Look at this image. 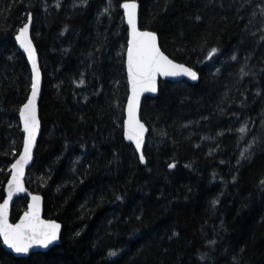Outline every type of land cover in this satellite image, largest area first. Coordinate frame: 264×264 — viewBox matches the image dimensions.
Returning a JSON list of instances; mask_svg holds the SVG:
<instances>
[{
    "label": "trees",
    "instance_id": "obj_1",
    "mask_svg": "<svg viewBox=\"0 0 264 264\" xmlns=\"http://www.w3.org/2000/svg\"><path fill=\"white\" fill-rule=\"evenodd\" d=\"M137 1L139 27L155 31L161 49L200 77L160 81L157 95L143 99L145 164L123 137L121 9L109 20L98 18L106 0H0V202L22 145L18 109L30 90L14 36L31 13L43 78L41 133L24 177L27 192L15 199L10 219L26 210L29 193H39L43 216L62 226L57 245L25 257L0 242V264H211L198 259L205 252L214 264H234L233 255L240 264H264V42L257 45L255 29L244 31L247 20L238 18L251 9L237 13L231 0ZM205 36V50L192 52ZM213 46L222 55L197 63ZM233 52L238 60L214 81L209 73ZM247 55L257 75L240 80ZM245 121L242 135L236 130ZM253 137L251 157L237 165Z\"/></svg>",
    "mask_w": 264,
    "mask_h": 264
},
{
    "label": "snow or ice",
    "instance_id": "obj_2",
    "mask_svg": "<svg viewBox=\"0 0 264 264\" xmlns=\"http://www.w3.org/2000/svg\"><path fill=\"white\" fill-rule=\"evenodd\" d=\"M83 2V0H82ZM213 0H208V3H212ZM58 6V5H57ZM85 6L86 2H85ZM222 8L224 5L221 3ZM237 6V13L242 9L250 8L251 11L246 16H239L241 20L246 19L244 31H248L250 28L255 29L250 35L253 37L259 36V40L256 41L257 45L264 42V0H231L229 7ZM73 7H76L73 4ZM117 8L123 10V18L126 20V25L130 30V38L126 44V65H127V78L131 85V95L127 97V118L123 121V134L128 141L135 142V148L141 150L145 144V134L149 131V127L142 122L140 118V98L146 92L156 93L158 91L157 78L159 76L164 77H188L192 81H197L200 77L193 67L187 66L185 63H178L174 59L169 58L164 51L161 50V46L158 43V35L155 31L140 30L138 27V4L136 0H123L122 3L119 0H106V6L99 13V17L107 16L109 20L112 19V13ZM27 23H25L20 29L19 34L16 35L15 40L19 42L21 48L27 53L28 60L31 61V77H30V96L26 97V102L23 103L18 109L19 119L23 124V132L25 133L23 138V149L19 153V158L11 165L13 174L8 182L7 199H4L3 203H0V237H2L3 245H6L15 254H28L30 249L36 246L42 248H48L54 241L59 238V232L61 225L53 220H44L40 216V204L41 197L39 195H33L31 197V203L28 205L29 211L25 212L18 223H9V203L13 198V191L24 192L25 189L22 184V177L24 175V169L26 165L33 159V148L36 144V136L39 130V121L37 119V106L36 101L40 93L41 88V72L38 67L36 51L33 46L32 40L29 37V26L32 24V15L28 13L26 16ZM196 20H201V17L197 15ZM207 47V37L200 42V44L191 49L192 52L198 50L202 53ZM97 51H100L98 48ZM222 55L221 50L218 47H211L207 53L205 61H197V63H208L214 58ZM90 59L95 62L93 54H89ZM251 55H247L244 58V63L239 68V78L243 80L244 77L251 76L256 78L257 73L253 70L254 66L249 64ZM237 55L233 52L227 60L220 62V66L215 68L214 72H210L209 75L215 81L222 74L224 66L229 61H237ZM264 72V69H261ZM231 75V73H230ZM84 84V80L79 82ZM259 95V92H257ZM227 98V93H225ZM246 100V97H245ZM223 101H221V104ZM241 107H244V102L241 101ZM218 111L224 114V108L219 104L217 105ZM233 115H236L235 113ZM238 118V117H237ZM207 119V118H205ZM247 121L239 127L238 131L242 135H247L249 129L247 127ZM228 131H232L231 128ZM166 135V134H165ZM223 135V132L218 133ZM203 140L213 139L212 137H202ZM257 137L248 143L246 156L245 151L240 152V156L237 159V165L241 163V160L251 157V150L257 144ZM139 160L145 161V155L143 151H140ZM80 157L74 161L79 164ZM224 163V161H221ZM175 164H169V168H174ZM235 182V178L233 180ZM213 205L218 203L214 200ZM79 235V233H77ZM176 235V233H174ZM209 245H215L216 241H208ZM228 249H225L227 253ZM243 253L244 249L239 250ZM109 256L117 255L116 252H109ZM200 261H208L214 264V259L210 253H201L198 257ZM234 264H240V260L236 255L232 256Z\"/></svg>",
    "mask_w": 264,
    "mask_h": 264
},
{
    "label": "water",
    "instance_id": "obj_3",
    "mask_svg": "<svg viewBox=\"0 0 264 264\" xmlns=\"http://www.w3.org/2000/svg\"><path fill=\"white\" fill-rule=\"evenodd\" d=\"M123 2V1H122ZM121 2V3H122ZM136 2H137V4H138V12H139V2L136 0ZM121 11H122V15H123V10L121 9ZM124 19V18H123ZM25 23H27V20H26V22ZM24 23V24H25ZM124 23H125V25H126V20L124 19ZM23 24V25H24ZM22 25V26H23ZM21 26V27H22ZM20 27V28H21ZM31 27H32V24L29 26V37H30V39L32 40V43H33V46H34V48H35V51H36V58H37V63H38V67H39V70H40V72H41V88H40V93H39V95H38V97H37V101H36V106H37V119H38V121H39V130H38V132H37V136H36V144H35V147L33 148V155H34V152H35V149H36V145H37V141H38V138H39V136H40V133H41V120H40V117H39V101H40V97H41V93H42V85H43V78H42V70H41V67H40V61H39V57H38V53H37V49H36V46H35V43H34V41H33V39H32V36H31ZM126 27H127V25H126ZM138 27H139V22H138ZM19 28V29H20ZM140 28V27H139ZM19 29L17 30V32H16V34H15V36H14V40H15V37H16V35H18L19 34ZM140 30H148V31H152V30H149V29H142V28H140ZM130 38V30L128 29V27H127V40ZM15 43H16V46H17V48L20 50V52H22V54L25 56V59H26V62H27V64H28V67H29V70H30V77H31V69H32V65H31V61H29L28 60V57H27V53H25L24 52V50H23V48H21V46H20V44H19V42L18 41H16L15 40ZM158 43H159V39H158ZM162 50V49H161ZM163 51V50H162ZM166 54V53H165ZM167 55V54H166ZM169 58H171V57H169ZM172 59V58H171ZM176 61V60H175ZM176 62H178V61H176ZM178 63H182V62H178ZM187 65V64H186ZM188 66V65H187ZM190 67V66H189ZM195 70V69H194ZM125 71H126V76H127V65H126V52H125ZM188 81V82H191V83H196L197 81H192L190 78H188V77H164V76H159L158 78H157V86L159 87V82L160 81H169V82H178V81ZM127 83H128V96H130L131 95V85H130V82L128 81V78H127ZM30 91H31V89L29 90V94H28V96H30ZM157 93H158V91L156 92V93H151V92H146V93H144L142 96H141V98H140V109H141V105H142V102H143V99L145 98V97H147V96H150V97H154V96H156L157 95ZM27 96V97H28ZM127 96V97H128ZM26 102V101H25ZM24 102V103H25ZM23 105V104H22ZM21 105V106H22ZM126 107H127V100H126V103H125V108H124V120H126V118H127V112H126ZM139 115H140V113H139ZM18 118H19V113H18ZM141 118V117H140ZM123 120V121H124ZM142 120V119H141ZM142 122H144L143 120H142ZM145 123V122H144ZM19 124H20V128H21V131H22V134H23V137H22V145H21V149H20V151H19V153H21L22 152V149H23V138H24V135H25V133L23 132V124H22V121L19 119ZM146 124V123H145ZM147 126V125H146ZM148 127V126H147ZM147 135H148V132L145 134V143H146V137H147ZM123 137H124V140L127 142V143H129V144H131L133 147H134V149H135V151L137 152V154H138V156L140 155V151H143V153H144V147L141 149V150H137L136 148H135V142L134 141H128L127 139H126V137L124 136V134H123ZM144 146H145V144H144ZM19 153H18V155L16 156V158L14 159V161L12 162V164L13 163H15V161L19 158ZM32 162H33V159H32V161L29 163V165H26L25 166V169H24V175H23V177H22V184H23V187H24V189H25V191L24 192H16L15 190L13 191V198H12V200L10 201V203H9V223H12V224H15V223H18L19 221H20V219H21V217H23V215H24V213L25 212H27V211H29V207H28V205L31 203V197L33 196V195H39L40 197H41V204H40V216H41V218L42 219H44V220H53V221H56L57 223H59L60 225H61V223L60 222H58L57 220H55V219H47V218H45L44 216H43V196L41 195V194H39V193H29L28 194V201H27V205H26V210L17 218V220L16 221H14V222H11V210H12V207H13V204H14V201H15V199L16 198H19V197H21V196H23V195H25L26 194V192H27V189H26V186H25V182H24V177H25V175H26V172H27V169L31 166V164H32ZM142 164H145V161L144 162H141ZM11 164V165H12ZM12 174H13V170H12V168H11V166H10V175H9V177H8V179L6 180V182H5V184H4V188H3V199H2V201L0 202V203H3V201H4V199H7V192H8V182H9V180L11 179V177H12ZM61 229H62V226H61V228H60V232H59V238L56 240V241H54L48 248H42V247H39V246H36V247H34L33 249H30V252L28 253V254H15L12 250H10L6 245H3V243H2V237H0V242H1V244H2V246H3V248L6 250V251H8V252H10V253H12L14 256H16V257H25V256H28L30 253H33V252H38V251H41V252H44V251H47V250H49L50 248H52L53 246H55V245H57L58 243H59V240H60V234H61Z\"/></svg>",
    "mask_w": 264,
    "mask_h": 264
},
{
    "label": "bare ground",
    "instance_id": "obj_4",
    "mask_svg": "<svg viewBox=\"0 0 264 264\" xmlns=\"http://www.w3.org/2000/svg\"><path fill=\"white\" fill-rule=\"evenodd\" d=\"M25 179V178H24Z\"/></svg>",
    "mask_w": 264,
    "mask_h": 264
}]
</instances>
